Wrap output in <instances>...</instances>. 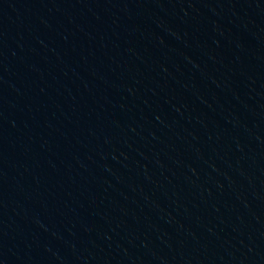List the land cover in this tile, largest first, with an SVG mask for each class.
Here are the masks:
<instances>
[{
	"label": "water",
	"instance_id": "1",
	"mask_svg": "<svg viewBox=\"0 0 264 264\" xmlns=\"http://www.w3.org/2000/svg\"><path fill=\"white\" fill-rule=\"evenodd\" d=\"M0 264H264V0H0Z\"/></svg>",
	"mask_w": 264,
	"mask_h": 264
}]
</instances>
